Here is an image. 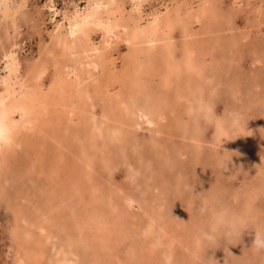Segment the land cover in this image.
<instances>
[{
  "label": "bare ground",
  "instance_id": "bare-ground-1",
  "mask_svg": "<svg viewBox=\"0 0 264 264\" xmlns=\"http://www.w3.org/2000/svg\"><path fill=\"white\" fill-rule=\"evenodd\" d=\"M126 1L87 0L82 6L76 2L58 10L53 0H49L45 5L56 15L60 12L62 18L55 19L49 39L37 46L39 57L30 60L20 56L13 43L15 36L11 34L29 18L26 0H0V21L5 23V28L0 30V55L3 58L0 69V191L8 193L12 172L24 170L28 178L29 172L37 170L33 162H39L40 167L36 178L25 183V189L31 188L30 192L20 193V187L15 184L17 188L13 194H31L33 209L28 206L26 213H20L26 203L19 200L9 207L16 212L7 247L14 256L12 264H160V257L164 264H213L204 257L205 250L211 246L208 244L203 250L205 244H201V237L208 241L206 236L213 237L219 228L228 233L232 230L239 236L245 233L242 244L247 258L243 260L247 261L252 248H256L254 239L257 234L264 238V206L260 205L264 202L260 200L264 194V109H259L262 118L256 123V117L252 119L250 111H256L258 105L250 106L248 101H254L256 94L264 101V84L259 83L263 78L254 79L253 85L246 82V78L244 82H240L239 77L236 81H228L223 78V69L209 68L214 59L219 60L222 56L224 61L225 58L228 61L238 59L232 49H237L240 41L227 33L234 24L232 13L224 8L230 5L225 0H198L195 6L187 0L171 1V6L167 5L163 11L157 8L160 5H154L149 16L144 17L141 12L143 2L147 0H131L133 5L129 12ZM245 1L247 8L263 5V1L254 4L250 3L252 0ZM259 19V23L264 24V17ZM223 21L230 25L226 26ZM98 32L100 38L95 40ZM248 36L243 33L244 39ZM225 37L230 38L229 47H223ZM119 43L128 45L123 53L119 51L122 53L120 60L112 56ZM240 44L245 45V42ZM179 49H185L186 54H177ZM252 50L256 55L251 59L256 66L252 70H264V54H259L256 48ZM208 59L213 63L210 64ZM224 63L218 61L219 66L223 64L224 67ZM260 72L257 78H260ZM116 82L124 85L120 88L126 93H109L111 85ZM219 88L231 100L242 97L240 105H232V100L221 112L215 111L214 102L209 101L208 96L222 94L224 91ZM198 105L204 106L202 111L197 110ZM116 107L122 110V115H132L129 118L132 124L127 123L126 130L122 129L121 122L114 125ZM210 119L214 125L208 136L199 122H209ZM179 120L184 123L182 131L176 133L174 130L176 134L165 132L169 129L164 127L165 121L179 126ZM172 135L182 141L174 137L175 142L168 145V139L173 140ZM140 136L142 141H139ZM47 141L54 146L47 149ZM111 142L116 151L107 150ZM69 147V157L74 158L73 163L70 161L73 169L63 171L60 167L64 166L66 159L64 148ZM95 147L106 152L99 154L100 159L105 158L100 166L105 174L101 180L90 181V173L98 171L93 160L92 149ZM191 147L199 154L211 147L216 151L214 162L210 158L206 164L201 162L200 155L195 152L194 160L189 150ZM145 149L153 151L154 158L161 161L156 165L153 156ZM220 149L223 151L218 153ZM130 152L137 156L136 160L146 159L144 168L131 162ZM236 152H242V155L237 157ZM27 156L31 157L30 161ZM81 160L85 162L82 168L87 175L76 170ZM243 161L246 164H242ZM124 162L129 165L126 172L129 177H126L130 180H126L132 184L142 171L140 178L145 183L142 186L145 195L127 191V186L115 180L114 166ZM168 163L174 167L172 171L168 169ZM214 163L217 167L225 163L227 176L222 175L221 169H214ZM208 169H212L215 178L208 177ZM56 171L61 173L55 174ZM221 175L222 178L218 179ZM95 176L99 177V174L95 173ZM200 178L215 181L211 187H208V181L205 182L206 188H203V184H195ZM102 179L107 184H103ZM227 181L229 185L222 186ZM14 199L17 198L14 196ZM195 201H201L197 205L200 208L213 202L210 211L213 221L209 220L211 226L206 228L207 231H198L196 239L191 241L183 238L186 228L194 231L187 227L189 217L180 215L171 223L168 215H173L174 208L179 212H190ZM143 216L146 218L144 227L136 220ZM190 217L197 223V228H202L198 224L200 217ZM186 234L187 238L189 233ZM232 237L231 234L229 239ZM234 238L236 242L242 241L237 235ZM215 242L218 243L214 241L215 245ZM224 251L226 255L221 262L235 264L226 256L238 257L235 255L238 254L237 246L224 245ZM262 256L259 260L264 264Z\"/></svg>",
  "mask_w": 264,
  "mask_h": 264
},
{
  "label": "rangeland",
  "instance_id": "rangeland-1",
  "mask_svg": "<svg viewBox=\"0 0 264 264\" xmlns=\"http://www.w3.org/2000/svg\"><path fill=\"white\" fill-rule=\"evenodd\" d=\"M48 1L49 0H26V5H27V9H28V11L30 12L28 15H29V18L28 19H25L24 21H22V23H21V27L19 28V29H17V31L15 32V33H13V32H11V34H13V36H15L14 38H13V43H14V45H15V47H17L16 48V50L18 51V53L20 54V56L22 57V58H24V59H27V57L30 59V60H34V58H37V57H39V48L38 47H40V42L41 41H47L48 39H49V35H50V32L54 29V24H55V19H58V20H61V18H62V16H61V13L60 12H58L57 13V15L53 12V9L51 10L50 8H48L45 4L47 3L48 4ZM130 1V2H129ZM171 1H174V2H180L179 0H147V1H145V2H143V4H145V5H143V11L141 12V14L144 16V17H146V15L147 16H149V13L151 12V10H152V7H157V6H159V7H157L160 11H163V10H165L166 9V6L167 5H169V6H171ZM186 1V0H185ZM184 0H183V2H185ZM187 1H190L191 3H192V5H197L196 4V2H198V0H187ZM238 1V2H237ZM237 1H234V0H225L224 2H227L230 6H224V8L225 9H227L228 11H230V14L232 13V17H234V18H231L232 19V21H234V24L232 25V28H231V32L230 31H227V33H229L231 36H232V38L234 39V37H236V39L237 40H239L240 42H238L239 43V46H237L236 45V47H237V49L235 50L234 48L232 49V50H234V52H235V54H237L236 55V57L238 58V59H235L234 61H228V59H226L225 58V61H224V57L222 58H219V60L218 59H214V63H216V64H214L213 63V61H211L210 59H208V62L210 61L211 63L210 64H212L213 63V65L211 66L210 65V67L209 68H211L212 67V69L214 68V66H215V68H218V70H220L221 69V71H222V69H223V71L221 72V73H223L224 74V76H223V74H222V76H223V78L225 77L228 81H236L237 79H238V77H239V81L240 80H243V79H247L246 80V82L247 81H249V83L251 84V85H253L254 83V79H256V80H259V79H261V78H263V79H261V80H259V83L261 82V84L263 83L264 84V75H263V73H264V70H263V68H260L259 70H258V72H254L253 70H252V68H254V67H256V66H254L253 64H252V58H254L256 55L254 54V52H255V50L253 51L252 49H257V50H259V54H264V34H262V33H264V24H262V23H259V18H261V17H264V0H252V1H250V3H252V4H254V3H259V2H262L263 3V7L262 6H258V5H256L255 7H253V8H247L248 7V5L246 4H244V3H246V1L245 0H237ZM239 1H241L240 3H239ZM254 1V2H253ZM34 2V3H33ZM77 2V4H79V5H84L85 4V2H87V0H53V4H55V7H57V9L59 10V9H61V8H63V7H65V6H72V4H74V3H76ZM159 2V3H158ZM244 2V3H243ZM71 3V4H70ZM168 3V4H167ZM231 3H233L232 5H231ZM239 3V4H238ZM242 3V4H241ZM65 4V5H64ZM166 4V5H165ZM235 4V5H234ZM133 5V3H132V1L131 0H127L126 1V6H128L127 7V9L126 10H128V12L130 11V9H131V6ZM155 5V6H154ZM237 5H239V6H237ZM245 5V6H244ZM232 6V7H231ZM151 7V8H150ZM235 7V8H234ZM260 7H261V9H260ZM43 8H45V10L43 9ZM146 8V9H145ZM232 8V9H231ZM256 8V9H255ZM260 9V10H258V9ZM263 8V9H262ZM37 9V10H36ZM50 9V10H49ZM149 9V10H148ZM47 10H49V11H47ZM147 10V11H146ZM234 10V11H233ZM246 10V11H245ZM251 10V12H249ZM253 10V11H252ZM237 11H238V13H237ZM50 12V13H49ZM235 12V13H234ZM256 15H254L253 13ZM148 13V14H147ZM54 14V15H53ZM257 14H258V17H257ZM254 15V16H253ZM261 15V16H260ZM34 16V17H33ZM36 16H37V18H36ZM53 17V18H52ZM252 17H254V18H252ZM34 18V19H33ZM259 19V20H258ZM57 20V21H58ZM249 21V22H248ZM226 23V26L228 25H230L228 22H226V21H223L222 23ZM2 21H0V27H1V29L0 30H3L4 28H5V23H3ZM252 23V24H251ZM245 24V25H244ZM251 24V25H250ZM195 25V24H194ZM193 25V26H194ZM256 25H257V27H256ZM259 25V26H258ZM261 26V27H260ZM53 27V28H52ZM245 27H247V28H245ZM251 27V28H250ZM260 27V28H259ZM236 28H237V30H236ZM9 30H11V29H9ZM20 30V31H19ZM44 30V31H43ZM234 30V31H233ZM240 30H241V32H240ZM244 30V31H243ZM251 30V31H250ZM253 31V32H252ZM260 31H262V32H260ZM234 32V33H233ZM239 32H240V35H238L239 34ZM247 32V33H246ZM233 33V34H232ZM243 33L247 36L248 34H249V36L248 37H246L245 39L243 38ZM254 33V34H253ZM258 33V34H257ZM234 34H236V35H234ZM250 34H251V37H250ZM47 37H46V36ZM242 35V36H241ZM254 35V36H253ZM37 36V37H36ZM100 32H98V35L97 36H95V40H98L100 37ZM257 36V37H256ZM262 36V37H261ZM19 37V38H18ZM46 38V39H45ZM239 38V39H238ZM242 38V39H241ZM261 38V39H260ZM16 39V40H15ZM42 39V40H41ZM227 39V40H226ZM235 39V40H236ZM260 39V40H259ZM38 40V41H37ZM224 40V42L223 43H226V44H223V47H224V45L226 46L227 45V47H229L230 45H231V41H230V38L228 39V37H225V39H223ZM252 40H254V41H252ZM178 43H179V41H177ZM245 42V45L244 44H240V43H244ZM258 42H260V43H258ZM23 43V44H22ZM38 43V44H37ZM247 43V44H246ZM255 43V44H254ZM23 46H22V45ZM39 45V46H38ZM123 43H119L118 44V46L116 45V47H114V50H115V52H113V54H112V56H114V58L115 59H118V60H120V58H121V55H122V53H123V51L124 50H126L127 49V47H128V45H127V47H126V44L124 45V47H123ZM181 45V44H180ZM247 45V46H246ZM38 46V47H37ZM121 46V47H120ZM242 46H244V47H242ZM258 46H259V48H258ZM1 47V46H0ZM118 47V49H116ZM217 47H218V45H217ZM217 47H216V50H217ZM248 47V48H247ZM14 48V47H13ZM37 48V49H36ZM120 48V49H119ZM242 50H241V49ZM243 48H244V50H245V52H244V50H243ZM181 49H182V47H181ZM241 51H239V50ZM247 49H248V52H247ZM34 50V51H33ZM113 50V51H114ZM238 50V51H237ZM24 51H25V53H24ZM119 51L121 52L122 51V53L120 54L119 53ZM232 52V51H231ZM239 52V53H238ZM0 53H1V48H0ZM22 53V54H21ZM30 53V54H29ZM34 53V54H33ZM116 53H117V56L118 57H116ZM176 53L178 54V53H181V54H186L185 53V49L182 51V50H176ZM240 53H243V54H240ZM248 53V54H247ZM26 54H28L27 56H26ZM35 55V56H34ZM38 55V56H37ZM250 55V56H249ZM32 58H31V57ZM225 56V55H224ZM239 56H241V57H239ZM248 56V57H247ZM262 56H264V55H262ZM2 56L0 55V69H1V67L3 66L2 64H3V58H1ZM26 57V58H25ZM120 57V58H119ZM218 61H219V64L220 63H224V67H223V64H221L220 66L218 65ZM221 61V62H220ZM226 61H228V62H226ZM2 62V63H1ZM34 61H32V63H33ZM250 64H249V63ZM119 63V62H118ZM230 63V64H229ZM236 63V64H235ZM233 66H232V65ZM238 65V66H237ZM252 65H253V67H252ZM217 66V67H216ZM221 66L223 67V68H221ZM229 66H231V68L229 67ZM258 66V65H257ZM251 67V68H250ZM239 68V69H238ZM247 68H250V69H247ZM224 69H226V70H224ZM231 69V70H230ZM238 71H237V70ZM245 69V70H244ZM254 69H256V68H254ZM232 70H234V71H232ZM247 70H248V72H247ZM231 71L233 72V74L231 75ZM240 71V72H239ZM243 71V72H242ZM261 71V72H260ZM263 71V72H262ZM242 72V73H241ZM255 74H254V73ZM261 73V76H260V78H257V76H258V73ZM252 73V74H251ZM23 74V73H22ZM235 74H237V75H235ZM242 74V75H241ZM229 75V76H228ZM231 75V76H230ZM241 75V76H240ZM245 76V77H244ZM249 76V77H248ZM263 76V77H262ZM252 77V78H251ZM224 78V79H225ZM229 78V79H228ZM232 78H234V79H232ZM241 78V79H240ZM152 79V78H151ZM155 79H156V81H158V77H155ZM48 79L47 78H45V82H48L47 81ZM240 82H242V81H240ZM243 82H244V80H243ZM245 82V84H247ZM115 85V86H114ZM114 85H111V87H110V89H109V93H113V94H115V93H117V92H123V91H125L124 93H126V90H124V89H121L120 88V86L121 85H119V83L118 82H116V84H114ZM117 85V86H116ZM248 85V84H247ZM123 87H124V85H122ZM121 86V87H122ZM128 86V85H127ZM125 87H126V85H125ZM221 87V86H220ZM241 87H245V85H241ZM127 88V87H126ZM223 88V87H222ZM224 89V88H223ZM221 90V88H219L218 90H220V91H224V90ZM122 90V91H121ZM111 91V92H110ZM219 92V91H218ZM225 92V91H224ZM224 92L221 94V92H219V94H213L212 96L211 95H209L208 96V99H209V101H211V102H214V109H215V111H219V112H221L222 110H223V108L225 107V105H227V102H231L232 100L227 96V94H226V92H225V94H224ZM217 95V96H216ZM222 95V96H221ZM249 95H252V96H254L255 94H249ZM214 97V98H213ZM228 97V98H227ZM123 99H127V97L126 96H123ZM227 99V100H226ZM239 99H243L242 97L240 98V97H236L233 101L234 102H232V105H240V101H239ZM128 100V99H127ZM194 100V99H193ZM253 100L254 101H252V99H250V100H248L249 101V105L250 106H252V104H253V107H256L257 105V108H256V111H260V110H263L264 109V106H261L262 104H264V101L262 102L261 101V99L258 97V95L256 94V96H254V98H253ZM197 101V100H196ZM195 101V102H196ZM235 101H236V103H235ZM226 102V103H225ZM260 102H261V104H260ZM243 103H244V105L246 104L245 103V101L243 100ZM231 104V103H230ZM224 105V106H223ZM223 106V107H222ZM98 107H100V105L98 106ZM102 107V106H101ZM198 108H197V110L200 108V110L201 109H203L204 108V106H200L199 107V105L197 106ZM259 107V108H258ZM117 108V107H116ZM115 108V109H116ZM260 108H262V109H260ZM222 109V110H221ZM260 109V110H259ZM251 110V109H250ZM196 111V110H195ZM202 111V110H201ZM254 110H251L250 111V113L251 114H253L252 116H251V118L253 119V118H255L256 117V120H255V122L257 123L258 121H259V118H262V112L260 111L259 112V114H258V116H257V114L256 113H258V112H256V111H254ZM120 113V114H119ZM116 117H117V119H114L115 120V123H114V125H119L118 123H120V125H122L121 127H122V129H127V127H128V125H127V123L128 124H132L131 123V119H129V118H131L132 117V115L131 114H126L125 113V115H122V110H118V108H117V111L115 112V114H114ZM186 117V115L185 116H182V118H185ZM258 117V118H257ZM126 118H128V119H126ZM258 119V120H257ZM122 120L123 121H126L125 123H122ZM128 120L130 121V122H128ZM168 121H165V128H169L170 129V131H169V129H165V132L166 133H168V132H172V133H174V134H176V133H179L180 131H182V129H183V124L184 123H182V121L181 120H179L178 121V123L180 124L179 126L178 125H175V123H172V122H168ZM167 123V124H166ZM171 123V124H170ZM199 124H200V126H201V129L205 132V134H207L208 136H210V132L212 131V128H213V125H214V123H213V121L210 119V121L209 122H204V121H200L199 122ZM124 125H126V126H124ZM191 125V124H190ZM170 126V127H169ZM192 126V125H191ZM187 127V126H186ZM200 128V127H199ZM167 130V131H166ZM176 131V133H175V131ZM191 130H192V128H191ZM260 131V130H259ZM201 134H204V133H201ZM173 136V140L170 142L169 141V139H168V145L169 144H172L173 142H175V140L176 139H181V138H179L177 135L175 136V135H172ZM174 137L176 138V139H174ZM178 137V138H177ZM140 138V140L139 141H142V139H141V136L139 137ZM50 139V138H49ZM67 139V138H66ZM180 141H182V140H180ZM49 142V143H48ZM160 145H164L163 143H159ZM47 149L49 148L50 149V147L51 146H54L53 144H51L50 143V141H47ZM66 145H67V143H66ZM66 145L64 146V147H66ZM109 145H110V143H109ZM113 147V149H112V147ZM115 145H113V142H111V145L110 146H108L109 148L107 149L108 151H110V149H111V151H113V150H115L116 151V148L114 147ZM115 148V149H114ZM193 147H191L189 150H190V153L193 155L192 157H193V159L195 160V158H194V156L195 155H200V160H201V162L202 161H204V163L206 164V162L208 161L207 159H211L212 161H213V157H215L216 155H215V153H216V151H214L213 149H211V147H208V148H210L209 149V152H207L208 151V148H206L205 150H203V151H200L201 153L199 154V153H196V151H195V149L193 148ZM47 149H45V150H47ZM69 149H70V147L69 148H64V156L66 157V159H65V161H64V166H62V167H60V170H63V171H69V169H71L72 167H73V164H71L70 165V161H71V163H73L74 162V158L73 157H69V155L71 154L70 152H69ZM101 149V150H100ZM193 151H192V150ZM45 150H43V151H45ZM66 150V151H65ZM97 150V151H96ZM147 149H145V152L146 153H149L151 156H153V162L155 161V164L157 163V161H161V159L159 160V159H155L154 157H156V154H154L153 153V151H152V153L149 151H146ZM213 150V151H212ZM221 150V149H220ZM211 151V152H210ZM223 150H221V151H218V153L220 152H222ZM46 152V151H45ZM92 152L94 153V158L95 159H93V160H95V163H97L96 164V166H94V167H96V170L98 169V171H96V170H93V172H95V173H98L99 174V177L98 176H95V173H90V176H89V180L91 181H95L94 179H96V180H101V177L105 174V171L103 170V169H101L100 168V166H101V163L105 160V158L104 159H100V157L101 156H99V154H101V153H104L103 152V148H97V147H95L94 149H92ZM101 152V153H100ZM194 152L196 153L195 155H194ZM214 152V153H213ZM97 153V154H96ZM106 153V152H105ZM104 153V154H105ZM213 153V154H212ZM31 154V157H33V153H30ZM154 154V155H153ZM239 154L240 155H242V152H236V156L238 157L239 156ZM130 155H131V157H130V160H131V162L136 166H139V167H141V168H144L145 166V158L142 160L141 158L139 159V160H136L137 158V156H135V155H133V153L132 152H130ZM202 155V156H201ZM210 155V156H209ZM30 156H27V158H29V159H27L28 161H30L31 158ZM136 158V159H135ZM107 159H109V156H108V153H107ZM192 159V160H193ZM67 160V161H66ZM136 160V161H135ZM190 160V159H189ZM191 160V161H192ZM193 160V161H194ZM199 160V161H200ZM199 161H197V162H199ZM235 161V160H234ZM138 162V163H137ZM143 162V163H142ZM214 162V161H213ZM230 162H233V161H231L230 160ZM39 163V162H38ZM38 163H34L33 162V164H35L36 165V172L34 171V172H29L30 174H29V177L27 178V177H25V176H27V174H26V172L24 171V170H18V172L19 173H14V172H12V176H10V178H9V180H10V183L11 184H9L13 189H11V187L9 186V188H10V190H9V188H8V193L7 192H1L0 191V199H1V201H2V199H4V200H6V201H10V202H8V203H6L5 201H0V264H12V262H13V258H14V256H13V254H12V251H10L9 249H7V247H9V237H8V235H9V233H10V228H11V226H12V221L15 219V213L13 212V211H11L10 209H9V207H11V203H13L15 200H19V201H21V202H25L26 203V205L20 210V213L21 212H23V213H26V211H28V206H30V205H32V203H31V200L32 199H30V197H31V194H29V193H26V194H21V195H19V196H17V195H14L13 193L15 192V190H16V188L17 187H20V189H21V192L20 193H23V191H28V192H30L31 191V188H27V189H25V183H30L32 180H30L31 178L33 179V178H36V176H35V174H37V173H39V171H38V169L40 170V167H39V164ZM82 163V164H81ZM167 163V162H166ZM170 163H172V162H170ZM170 163H168L169 164V166H168V169L169 170H171L172 171V168H174ZM216 163V162H215ZM214 163V164H215ZM63 164V163H62ZM217 164V163H216ZM215 164V165H216ZM231 164H233V163H231ZM242 164H246L244 161L242 162ZM14 165V164H13ZM79 165L80 166H78V167H80V169L77 167L76 168V170H78V171H80L81 173H82V175H87V174H85V170H84V168H82L84 165H85V162L83 161V160H81L80 162H79ZM123 165V166H122ZM133 165V166H134ZM157 165V164H156ZM193 165H195L196 167H198V165H196V164H193ZM224 165H225V163H223L222 164V166L221 165H218V167H217V165H216V168H214V169H221L220 171L222 172V175L225 177V175L227 176V170L224 168ZM24 166V165H23ZM37 166L39 167V168H37ZM120 166V167H119ZM128 166L129 165H127L126 166V162H124V163H122L121 165H118V166H114V168H116L115 170H114V177H115V180L118 182H121L123 185H125V186H127L126 187V190L127 191H133L135 194H137L138 196H140V195H142V194H144V193H142L143 192V189H142V186L143 185H145V183H143L144 181L142 180V178H140V176H143V174L141 173L142 171L140 170V174L137 176V178L135 179V181H133V179H132V181L134 182V184H132L131 182H129V180H130V178H128L129 177V175H127V171L129 170L128 169ZM154 166V165H153ZM220 166V167H219ZM119 167V168H118ZM155 167V166H154ZM35 168V167H34ZM81 168L84 170V171H81ZM156 168V167H155ZM224 170H223V169ZM73 169V168H72ZM121 169V170H120ZM124 169H125V171H124ZM213 169V170H214ZM120 172H119V171ZM200 171L199 172H201L202 170L201 169H199ZM170 171V172H171ZM208 171H210V169H208ZM211 171H212V169H211ZM210 171V175L208 174V177H210V176H212V178H215V176L214 175H212L211 172ZM44 172V171H43ZM58 171H56V172H54L55 174L57 173ZM102 174H101V173ZM116 172H118V173H116ZM156 172H157V174H159V172L156 170ZM166 172L167 171H165V175L166 176H168V172H167V174H166ZM206 172V173H205ZM58 173H61V172H58ZM204 173L205 174H207L208 172H207V170L205 169L204 170ZM223 173H225V175L223 174ZM1 174H3V172L1 173ZM17 174V175H16ZM23 174V175H22ZM78 174H80V173H78ZM101 174V175H100ZM15 175H16V177H15ZM41 175H43L42 173H41ZM81 175V176H82ZM222 175H221V177L220 178H218V179H221L222 178ZM239 175H240V173H239ZM121 176V177H120ZM126 176H128V177H126ZM43 177L44 178H46L47 176L46 175H43ZM124 177V178H123ZM13 179V181H12V179ZM85 178V177H84ZM126 178H128L127 180H126ZM212 178H210V179H208L207 178V180H205V178L204 179H199V181L198 182H196L195 184H198V183H201V184H199V185H202L203 186V188H206L205 187V182H209L208 183V187H211L210 185H212L211 183L212 182H214L213 180L211 181V179ZM227 179L229 178V177H226ZM29 179V180H28ZM140 179V180H139ZM19 181H21V182H19ZM30 181V182H29ZM137 181H138V183L139 184H137ZM141 181H143V182H141ZM211 181V182H210ZM221 181V180H220ZM12 182L14 183V184H12ZM228 182V183H227ZM226 183H224V184H222V186L223 185H229V181H227ZM17 183V187H15L16 184ZM21 183V184H20ZM22 183H24V184H22ZM102 183L104 184V183H106L107 184V182H105V179H102ZM132 184V185H131ZM219 184V183H218ZM24 186V187H23ZM133 187V188H132ZM135 188H136V190H135ZM25 189V190H24ZM209 189V188H208ZM12 190H14V191H12ZM11 191V192H10ZM82 191H84V189L82 190ZM208 193V192H207ZM13 194V195H12ZM145 195V194H144ZM143 195V196H144ZM14 196H15V198H17V199H14ZM202 196H203V194H202ZM262 196V197H261ZM261 196H259L258 197V199H260V197L261 198H263V199H260V200H262V201H264V194H261ZM10 197V198H9ZM27 198H29V199H27ZM21 199V200H20ZM195 199H199V198H195ZM194 199V200H195ZM260 200H259V202H260ZM199 202H201V201H195V206H194V209L193 210H191L190 212H186V211H184V212H179L178 211V209H176V208H174V210H172L174 213H173V215L171 214V213H169V215L168 216H170L169 217V219H170V221H171V223L172 222H174V221H172V219L173 218H175V217H177V219H178V217L180 216V215H182V216H185V215H187L188 217H189V221L187 222V227H189V228H191V230H194V231H190L188 228H186L185 226H184V228H183V231H185V232H183V233H185L186 234V232H188L189 233V235H188V233L186 234V236H187V238L185 237V234L183 235V238L184 239H186V240H188L189 238V240H191V241H193L194 239H196V234L197 233H199V232H202V231H204L206 228H209V226H211V224L209 225V223H208V221L209 220H211V221H213V219H210V218H213L212 217V214L213 213H211L210 211L213 209V202H207V204H206V206L205 207H202V208H200V207H198L197 205H198V203ZM29 203V204H28ZM263 203V204H262ZM2 204V205H1ZM260 205L261 206H264V202H260ZM26 206H27V208H26ZM174 206V205H173ZM31 207V206H30ZM33 207V206H32ZM31 207V208H32ZM47 208V211H50V209L48 208V207H46ZM33 209V208H32ZM167 209V208H166ZM31 210V209H30ZM34 212V211H33ZM35 213V212H34ZM111 214H113V213H111ZM184 214V215H183ZM190 216H196L197 218L198 217H200L199 218V220H201L200 221V223H198V224H201V226H202V228H197V223L195 222V221H193L192 219H191V217ZM144 217V216H143ZM140 217V218H142L141 220L139 219V217H138V219H136L137 221H139V223H140V221H141V226L142 227H144V226H146V218L144 217ZM202 218H204V219H202ZM118 221H120V219L118 218ZM131 221V220H130ZM134 223V222H133ZM143 224H144V226H143ZM172 225V224H171ZM204 226V227H203ZM175 228V227H174ZM186 228V229H185ZM185 229V230H184ZM195 229H196V233H195ZM198 229V230H197ZM264 229V228H263ZM199 231V232H198ZM206 231H207V229H206ZM221 231V232H220ZM225 232V233H224ZM130 233V232H129ZM132 233V232H131ZM130 233V234H131ZM216 233V234H215ZM213 235V237H210V236H208V235H210V234H208L207 236H206V239L208 240H210L211 239V242L208 240V241H205V239H203L202 237H201V244L203 243V248L204 247H207L206 245H208V246H211V247H209V248H211V249H207V250H205V248L203 249V250H205V254L206 255H208V257L206 256V255H204V257L205 258H207L206 260L207 261H212V263L213 264H224V262H221L222 261V259H223V257L226 255L224 252V245H228V244H230V245H236L237 246V253L238 254H235V255H237L238 257H236V256H230L229 255V257L228 256H226V258L227 259H231V261L232 262H235V264H243L242 262H244V264H262L261 263V261L259 260V259H261V256H262V259L264 260V248H259V247H257L256 245H254L256 248H252V250L251 251H253L252 252V254H251V256H250V259H247V261H244L243 259L245 258H247V254H246V252H245V250H244V246H243V244H242V242H243V237L242 236H244L245 237V233H239V234H242V236H239L238 234H235V232H233L232 233V230H231V233H228V232H226V231H222V229H218L216 232H215ZM218 233V234H217ZM222 234V235H221ZM232 234V236H234L235 237V235H237L238 237H239V240H242V241H237L236 242V239L234 238V237H232V240H230L229 239V236ZM217 235H218V237H217ZM219 235H221V236H219ZM226 235V236H225ZM229 235V236H228ZM228 236V237H227ZM216 237V238H215ZM227 237V238H226ZM131 238V237H130ZM193 239V240H192ZM215 239V240H214ZM129 240V239H128ZM254 240H256V239H254ZM185 241V240H184ZM214 241H217L218 243H216V245L214 244ZM235 241V242H234ZM205 242H207V243H205ZM213 242V243H212ZM9 243V244H8ZM192 248H194V246L192 247ZM201 249V251H203ZM226 249V248H225ZM4 253V254H3ZM208 253H210V254H208ZM212 253V254H211ZM260 253H261V255H260ZM225 254V255H224ZM199 255V254H198ZM223 255V256H222ZM10 257V258H9ZM160 257V256H159ZM209 257H211V258H209ZM240 257H242V259L241 260H243L242 262L239 260L240 259ZM12 258V259H11ZM217 259V261L216 260H214V259ZM162 259V257H160V261H159V259H158V261L160 262V264H164L163 263V260H161ZM195 260H198V259H196L195 258ZM238 260V261H237ZM252 261V262H248V261ZM260 261V262H259ZM50 264V263H49Z\"/></svg>",
  "mask_w": 264,
  "mask_h": 264
},
{
  "label": "clouds",
  "instance_id": "clouds-1",
  "mask_svg": "<svg viewBox=\"0 0 264 264\" xmlns=\"http://www.w3.org/2000/svg\"><path fill=\"white\" fill-rule=\"evenodd\" d=\"M257 247L264 248V238H261L259 234H257V238L254 241Z\"/></svg>",
  "mask_w": 264,
  "mask_h": 264
}]
</instances>
